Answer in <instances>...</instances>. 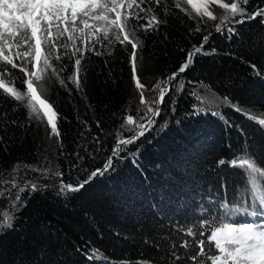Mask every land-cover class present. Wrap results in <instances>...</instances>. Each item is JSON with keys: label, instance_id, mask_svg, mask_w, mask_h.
I'll return each mask as SVG.
<instances>
[{"label": "trees", "instance_id": "trees-1", "mask_svg": "<svg viewBox=\"0 0 264 264\" xmlns=\"http://www.w3.org/2000/svg\"><path fill=\"white\" fill-rule=\"evenodd\" d=\"M257 2L251 0L247 11ZM166 4L171 14L159 11L157 29L137 32L143 44L136 75L145 86L147 104L159 95L154 85L179 69L204 36L210 38L192 66L169 86L151 129L80 191L58 195L61 177L45 178L28 166L59 171L64 183L73 185L104 167L116 132L123 131V118L138 120L146 111L133 79L131 45L117 43L110 56L87 53L79 88L69 79L75 67L59 77L49 70L44 96L58 113L59 137L50 135L46 119L29 118L22 104L0 95V114L9 117L0 125V213H15L12 228L0 235V264H167L170 241L164 238H183L177 226L204 216L201 205L207 209L210 201L248 199L245 174L219 161L245 153L264 159V127L233 107L264 113V24L260 17L246 20L235 26L239 35L229 40L226 32L215 30L220 19L201 18L187 4H182L187 11L175 8L174 0ZM211 10L217 17L224 14L219 6ZM213 48L215 53L203 54ZM13 72L19 74V69ZM180 81L185 86L177 91ZM194 91L205 101H198ZM225 97L230 103L223 102ZM194 105L205 110L193 114ZM13 175L20 187L26 181L41 186L31 191L29 185L15 207L17 189L9 195L11 185L4 183ZM92 248L103 254L102 260L88 258Z\"/></svg>", "mask_w": 264, "mask_h": 264}, {"label": "snow or ice", "instance_id": "snow-or-ice-1", "mask_svg": "<svg viewBox=\"0 0 264 264\" xmlns=\"http://www.w3.org/2000/svg\"><path fill=\"white\" fill-rule=\"evenodd\" d=\"M250 2L174 0V7L187 11L182 8V4H187L201 18L220 19L215 30L222 34L226 32L227 38L231 40L234 35H239L235 26L246 20L260 17L264 24V6H261L264 0H258L251 12L247 11ZM211 6H219L224 12L223 16L217 17ZM161 9L166 15L171 14V7L166 4V0H0V95L14 99L18 105L22 104L28 109L29 118L35 116L37 119H46L51 128L50 135L59 137L60 133L57 128L58 113L44 96L45 81L51 79L49 70L52 75L59 77L67 68L75 67L74 75L69 79L79 88L87 53L110 56L117 43L121 46L130 44L132 48L130 63L133 79L138 90H141V104L146 105L144 115L138 120L131 115L123 118L125 122L120 126L123 131L116 132L117 140L112 155L104 167L91 171L87 179L75 185L64 183L63 174L59 171L52 173L50 169L28 166L29 170L45 178L50 174L61 177L58 195L80 191L97 175H103L111 168L113 158L125 150V146L135 143L149 131L156 123L155 118L160 115L159 105L169 93V86L192 66L194 57L203 52L210 36H204L202 43L188 52L186 61L179 69L154 85V90L159 89L158 98L152 104H147L142 91L145 86L136 75L137 51L143 44L137 32L140 29L145 33L157 29L162 23L159 19ZM145 18L147 23H141ZM196 31H200V28L197 27ZM215 51L213 48L211 53L203 54H213ZM64 60H67V64L60 67L59 62ZM252 67L255 69V65ZM15 69H19V74H14ZM60 83L63 85L64 80L60 79ZM184 86L185 82L180 81L177 91H182ZM192 94L200 102L206 99L195 91ZM223 102L230 103L227 97ZM233 107L264 127V113L257 115L238 105ZM193 108V114L205 110L196 105ZM212 114L219 115L218 112ZM8 120L7 114H0V125L7 124ZM124 132L131 135L125 137ZM130 155L135 156L136 153ZM219 164L239 168L245 174L248 199L238 203L210 201L211 207L207 209L201 205L204 216L191 224L177 226V233H183V238L179 235L164 238L166 242L170 241L167 251L171 258L167 264H264V159L245 153L235 156L231 161L221 159ZM17 172L18 169L14 167L13 173ZM4 183L11 185L9 195L11 189H17L15 200L12 201L13 207L21 200L20 194L29 190V185L31 191L41 187L30 181L20 187L15 175ZM14 220V212L0 213V235L4 234V229L12 228ZM180 249L184 250L183 254ZM88 258L102 260L103 254L92 248ZM143 264H151V261H144Z\"/></svg>", "mask_w": 264, "mask_h": 264}, {"label": "water", "instance_id": "water-1", "mask_svg": "<svg viewBox=\"0 0 264 264\" xmlns=\"http://www.w3.org/2000/svg\"><path fill=\"white\" fill-rule=\"evenodd\" d=\"M175 71H176V69H175ZM173 72H174V71H173ZM171 74H172V73H170V74L168 75V77L171 76Z\"/></svg>", "mask_w": 264, "mask_h": 264}, {"label": "rangeland", "instance_id": "rangeland-1", "mask_svg": "<svg viewBox=\"0 0 264 264\" xmlns=\"http://www.w3.org/2000/svg\"><path fill=\"white\" fill-rule=\"evenodd\" d=\"M158 97V96H157ZM157 97H156V99H157Z\"/></svg>", "mask_w": 264, "mask_h": 264}, {"label": "bare ground", "instance_id": "bare-ground-1", "mask_svg": "<svg viewBox=\"0 0 264 264\" xmlns=\"http://www.w3.org/2000/svg\"><path fill=\"white\" fill-rule=\"evenodd\" d=\"M158 98V97H157Z\"/></svg>", "mask_w": 264, "mask_h": 264}]
</instances>
